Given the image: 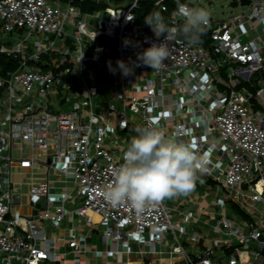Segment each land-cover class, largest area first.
I'll use <instances>...</instances> for the list:
<instances>
[{
  "label": "built area",
  "instance_id": "obj_1",
  "mask_svg": "<svg viewBox=\"0 0 264 264\" xmlns=\"http://www.w3.org/2000/svg\"><path fill=\"white\" fill-rule=\"evenodd\" d=\"M83 1L0 0L2 30L27 29L16 44L0 45V53L19 59L16 69L0 74V264H81L88 257L124 264L164 252L171 257L163 264H264V83L255 92L243 85L255 75L262 82L264 0L228 20L210 18L207 45L181 36L186 20L174 13L179 4L195 9L187 0H170L172 9L155 0L164 22L177 29L159 70L138 60L165 39L144 22L153 12L141 20L144 0H90L91 12L81 8ZM114 56L118 78L105 98ZM223 68L228 79H221ZM152 126L207 157L203 174L219 195L211 204L205 195L195 207L180 209L182 202L171 206L166 198L138 215L127 202L113 207L104 199L101 189L123 163L129 141ZM125 131L118 145L114 136ZM231 199L242 209L233 219L225 215ZM203 216L214 218L207 222L212 246L192 255L181 239H207L192 224ZM76 217L104 225L101 249L78 233Z\"/></svg>",
  "mask_w": 264,
  "mask_h": 264
},
{
  "label": "clouds",
  "instance_id": "obj_2",
  "mask_svg": "<svg viewBox=\"0 0 264 264\" xmlns=\"http://www.w3.org/2000/svg\"><path fill=\"white\" fill-rule=\"evenodd\" d=\"M174 14L185 18L182 31L190 44L197 42L198 34L210 21L206 9H192L184 4H179ZM144 22L157 38L164 35L165 39L145 49L138 60L159 70L170 56L168 43L175 39L177 29L169 27L159 12L149 15ZM118 66L123 75L131 73L123 61H118ZM137 131L139 134L131 138L123 153V163L111 169L112 181L101 189V194L113 207L127 202L139 215L166 198L189 194L197 174L206 171L207 157L194 151L191 144L167 136L165 129L152 126Z\"/></svg>",
  "mask_w": 264,
  "mask_h": 264
},
{
  "label": "rangeland",
  "instance_id": "obj_3",
  "mask_svg": "<svg viewBox=\"0 0 264 264\" xmlns=\"http://www.w3.org/2000/svg\"><path fill=\"white\" fill-rule=\"evenodd\" d=\"M62 1L65 2L66 0H62ZM187 1L195 9L196 8L206 9L210 13V18L213 20H218V19L228 20L232 16L247 13L251 9V4L250 5H241V0H187ZM252 1L256 2L258 0H252ZM66 5L67 4H64V6H66ZM86 11L91 12V10H89V9H87ZM159 13L163 16V12L159 11ZM92 23H93V25L97 24L95 18H93ZM2 24H3V20L0 18V45L5 44L7 46H12L18 42V35L19 34L20 35H26L27 34L26 28H22V29L15 28L11 32L10 31H4V30H2ZM35 38H36L35 35H32L29 37V40L27 41L28 54H30L32 52V49H33L32 44L35 41ZM246 39H247L246 36L242 37L243 41H246ZM262 54L264 55V51L262 52ZM56 56H58V55H56ZM115 58H116L115 56L112 58H108V62L112 63L113 69H111V68L108 69L107 76L104 78V84L107 85L109 88L112 87L113 81L116 80V78H118V73L116 72L117 64L115 62ZM30 64L34 65L35 63L31 62ZM224 69L225 68H223V71H222V77H221L222 80H224L225 78L228 79V76H227ZM102 72L103 71L98 72L99 77H101L103 75ZM114 72H115V74H113ZM0 74H2V73H0ZM257 79H258V76L255 75L253 77L251 83L244 82L243 85L245 87H247L250 91L255 92L256 89L264 83V72H263V76L261 79L262 82H258ZM97 84H98V87L100 89L103 87V85H101L99 82ZM220 87H222V86H220ZM112 91H113V88H111L109 90L108 94L105 93L104 97L105 98H111L112 97ZM118 133L120 134V136H118L119 135ZM118 133L114 136V138H117L118 145H119L120 143H122V140L124 138H126V136L128 134H127V131L118 132ZM118 145L115 144V145L111 146L108 142L105 143V147L108 149H111L113 151L117 150ZM199 174L200 175H198V179L195 182L193 191L187 195H181V198L184 197V199L189 198L190 200H195L197 198H201V196H202L201 194H208L207 196H208V199H209L210 204H211L212 198L216 199L217 196H219V195H216V192H214L215 190L210 186L211 184H213V180L210 177H208V175L201 174V173H199ZM62 184L63 183H60V184L57 183L56 185H62ZM245 189H246V186H245ZM246 191H247V189H246ZM223 193H224V191L220 192L221 195H223ZM232 200L233 199H231V201L230 200L227 201L228 202L227 203L228 204V211L225 212V215L230 219L234 218L233 213H235V211H233V210L231 211L232 206H233V202H234ZM74 202H75L74 205L76 207L79 206L80 202L78 200H74ZM167 203L171 206H176V204L174 203V197L167 198ZM211 208L215 212H217V217H221L223 215V214H220L221 211H220L219 206L212 204ZM176 215H177V213H176ZM235 216L238 217V214L235 213ZM174 221L177 223H180V221H178L176 219V217H175ZM207 222L214 223V218H209V217L203 216L201 221L197 222L196 220H194L192 222V224L197 225L198 230L200 231V233L202 235H207V239L199 241L198 246H193V245L185 242L184 239H181V241L184 244V247L188 251V253L194 255L195 252L199 251L200 249H203L205 245L206 246H212V241H211L212 239L211 238H212L213 234L211 232V229L208 227ZM66 223L67 222L64 221L62 223V226H65ZM74 223L76 226H78V230H79L78 233L79 234L87 236V237L89 236L92 246L97 247L98 249H101L103 247L102 246V231L104 229V225H100V224L99 225H93L91 223L85 222L84 220H81L79 217H76ZM167 236H168V239L170 240L169 244L172 245L173 244V239H172L173 234L168 233ZM145 237L148 238L149 235L145 234ZM255 245H256V242L251 244L252 247ZM170 247L171 246L168 245L166 247V249L168 250V249H170ZM160 248H161V246H158V249H160ZM146 249H148V246H146ZM221 249H222L221 246L216 247L217 251H220ZM72 256L73 255L68 256V258H70L69 260H71ZM140 257L142 259V264H163L162 259H167V258L171 257V255L169 253L164 252L161 256L159 254L155 255L152 260H151V258H148V257H142V256H140ZM88 258H89L88 260H87V258H84L82 260L81 264H104V263H106L107 259H110V258L106 257L105 259L103 258V259H99V260L94 261V260H91L90 257H88ZM126 258H127V256L125 255L124 259L126 260ZM222 258L223 257H221V259ZM113 264H120V263L113 260ZM124 264H126V263H124ZM175 264H184V263L183 262H177Z\"/></svg>",
  "mask_w": 264,
  "mask_h": 264
},
{
  "label": "trees",
  "instance_id": "obj_4",
  "mask_svg": "<svg viewBox=\"0 0 264 264\" xmlns=\"http://www.w3.org/2000/svg\"><path fill=\"white\" fill-rule=\"evenodd\" d=\"M154 1L155 0H144L142 2L141 11L139 12L141 19L148 12H153V13L158 12V8H156V6H154V4H153ZM166 2L169 4L171 9L174 8V3H171L170 0H166ZM79 4H80L81 8L84 10L94 9V3H92V1H90V0L83 1ZM183 27L184 26H182V29H183ZM210 32H211L210 27H203L202 32L198 34V38L201 39L206 45L208 44L209 39H210ZM181 36L184 39L189 40V38L183 34V31L181 32ZM18 64H19L18 57L9 56V55L0 53V73L5 74L8 70H14L18 67ZM197 175H200V174L198 173ZM235 205L236 204L233 203L232 208H235ZM237 210L242 212V209H240L238 207H237Z\"/></svg>",
  "mask_w": 264,
  "mask_h": 264
},
{
  "label": "crops",
  "instance_id": "obj_5",
  "mask_svg": "<svg viewBox=\"0 0 264 264\" xmlns=\"http://www.w3.org/2000/svg\"><path fill=\"white\" fill-rule=\"evenodd\" d=\"M242 5V4H241ZM193 191V189L191 190V192ZM215 192V191H214ZM202 196H201V198H197V199H195V200H190L189 198H185L184 199V197H182L181 198V195H178V196H175L174 197V203L176 204L177 202H182V204L183 205H181L180 207V209H184L185 208V206L186 205H188V206H192V207H195L196 206V203H199V202H201V199H202V197L203 196H205V195H208V194H201ZM207 198H208V196H206ZM203 204V203H202ZM237 207H238V205H236L235 206V208H232L231 209V211L233 210V211H235V213H237L238 214V216L239 215H241L240 214V211H238L237 210ZM235 213H233V217H236L235 216ZM82 220V219H81ZM196 228L198 229V227H197V225H196ZM207 236V235H206ZM214 236V235H213ZM202 240H206V239H203V238H200V241H202ZM198 242L199 241H195L193 244H191V245H193V246H198ZM190 244V243H189ZM184 245V244H183ZM96 260H99V259H96ZM142 259H141V257L140 256H135L130 262H137L136 264H140V261H141ZM129 262V263H130Z\"/></svg>",
  "mask_w": 264,
  "mask_h": 264
},
{
  "label": "water",
  "instance_id": "obj_6",
  "mask_svg": "<svg viewBox=\"0 0 264 264\" xmlns=\"http://www.w3.org/2000/svg\"><path fill=\"white\" fill-rule=\"evenodd\" d=\"M250 2H251V0H241V4H242V5H249ZM213 172H214L215 174H218V173H219V170H218V169H214Z\"/></svg>",
  "mask_w": 264,
  "mask_h": 264
},
{
  "label": "bare ground",
  "instance_id": "obj_7",
  "mask_svg": "<svg viewBox=\"0 0 264 264\" xmlns=\"http://www.w3.org/2000/svg\"><path fill=\"white\" fill-rule=\"evenodd\" d=\"M100 219V217L98 216V215H96V214H93V220H95V221H97V220H99ZM137 262H130V263H126V264H136Z\"/></svg>",
  "mask_w": 264,
  "mask_h": 264
}]
</instances>
